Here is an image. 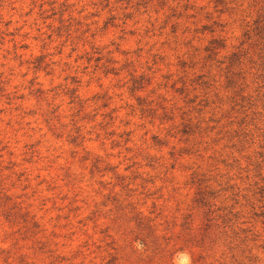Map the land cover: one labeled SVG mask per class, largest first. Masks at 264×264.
<instances>
[{
	"label": "rangeland",
	"instance_id": "obj_1",
	"mask_svg": "<svg viewBox=\"0 0 264 264\" xmlns=\"http://www.w3.org/2000/svg\"><path fill=\"white\" fill-rule=\"evenodd\" d=\"M0 264H264V0H0Z\"/></svg>",
	"mask_w": 264,
	"mask_h": 264
}]
</instances>
